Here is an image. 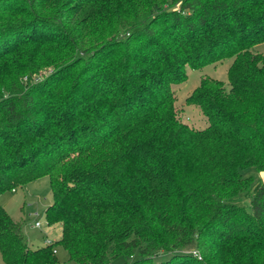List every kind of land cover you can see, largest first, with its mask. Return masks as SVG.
I'll return each instance as SVG.
<instances>
[{
	"label": "trees",
	"instance_id": "16d2710c",
	"mask_svg": "<svg viewBox=\"0 0 264 264\" xmlns=\"http://www.w3.org/2000/svg\"><path fill=\"white\" fill-rule=\"evenodd\" d=\"M263 43L264 0H0V195L48 177L62 228L33 249L0 207L3 264H61L58 247L77 264H264V182L243 174H264ZM227 59L229 86L187 98L209 122L191 128L172 85ZM47 64L62 68L22 82Z\"/></svg>",
	"mask_w": 264,
	"mask_h": 264
},
{
	"label": "rangeland",
	"instance_id": "374dc122",
	"mask_svg": "<svg viewBox=\"0 0 264 264\" xmlns=\"http://www.w3.org/2000/svg\"><path fill=\"white\" fill-rule=\"evenodd\" d=\"M71 8V6L66 5V9ZM164 9L170 10L174 8L177 12H180L179 5L163 7ZM90 9L86 6L85 9L79 14L78 18L72 20L71 23L80 20L88 19L92 13L89 14ZM43 16H49V14L41 13ZM52 15V14H51ZM86 31L84 25L77 28V34H81ZM130 37L129 33L121 32L119 35V40H126ZM106 39H103L104 41ZM108 41V40H107ZM112 41V40H111ZM101 43L99 41L96 44ZM96 46V45H95ZM90 47V46H89ZM94 47V46H93ZM94 50H90L89 54L84 52H79V56L88 58L90 55H94ZM254 53L264 54V43L258 45L253 49ZM74 55V54H72ZM76 58V57H73ZM233 59H227L221 63L207 66L201 70H194L187 67V79L182 83H177L172 85V89L175 93V106L179 119L196 130H203L209 126L207 118L204 116L202 111L196 106H188L186 104L187 98L199 87L201 81L204 78H213L221 80L229 86L227 72L229 67L232 65ZM62 68L58 67L56 64H47L43 67L38 68L36 73L25 75L22 78L24 84H38L45 82L56 74L57 70ZM8 93L6 89H0V100L7 97ZM245 177H253L254 185L258 181L264 182V174L258 173L254 169H249L243 172ZM14 191V190H13ZM7 191L0 195V207L4 208L8 214L13 218L14 221L24 224V235L29 245L33 249H38L46 245L48 239L49 242L60 240L62 236V229L60 225L49 226L46 221V210L53 203V194L50 187V179L48 177L41 178L34 181L27 186L17 188L15 192ZM235 203L239 206H244L250 211L251 207V197L247 195H241L235 199ZM36 222H40L41 228H34L33 225ZM193 252V255L201 260V256L198 252ZM57 257L61 264H77L70 260L68 252L62 247L57 248ZM167 255L160 256L159 260H166ZM138 259L136 254L133 259L126 260L122 257L114 259L110 264H125L128 262H133ZM0 264H3L2 256L0 253Z\"/></svg>",
	"mask_w": 264,
	"mask_h": 264
},
{
	"label": "built area",
	"instance_id": "2783aa9c",
	"mask_svg": "<svg viewBox=\"0 0 264 264\" xmlns=\"http://www.w3.org/2000/svg\"><path fill=\"white\" fill-rule=\"evenodd\" d=\"M13 192H15V190H14ZM34 227H36V228H41L42 225H41L40 222H36L35 225H34ZM50 243H51V242H49V241L47 242V244H50ZM56 252H57V251H55V253H56ZM195 255H197L196 252H195Z\"/></svg>",
	"mask_w": 264,
	"mask_h": 264
},
{
	"label": "crops",
	"instance_id": "0c3cea01",
	"mask_svg": "<svg viewBox=\"0 0 264 264\" xmlns=\"http://www.w3.org/2000/svg\"><path fill=\"white\" fill-rule=\"evenodd\" d=\"M35 225V224H34ZM34 225H33V227H34ZM35 228V227H34ZM62 229V228H61ZM50 241V240H49ZM58 241V240H57ZM46 242H48V239H47V241ZM52 242V241H51ZM53 242H55V241H53ZM46 245H47V243H46Z\"/></svg>",
	"mask_w": 264,
	"mask_h": 264
}]
</instances>
